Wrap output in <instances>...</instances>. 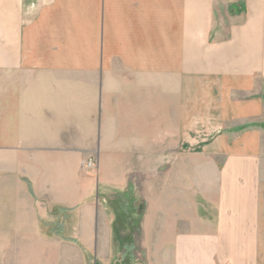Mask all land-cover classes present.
<instances>
[{
	"label": "crops",
	"instance_id": "0c3cea01",
	"mask_svg": "<svg viewBox=\"0 0 264 264\" xmlns=\"http://www.w3.org/2000/svg\"><path fill=\"white\" fill-rule=\"evenodd\" d=\"M176 134L178 156L227 158L197 237L252 240L264 264V0H0V221L22 222L23 175L44 208L84 204L85 158L158 160L165 205Z\"/></svg>",
	"mask_w": 264,
	"mask_h": 264
},
{
	"label": "rangeland",
	"instance_id": "374dc122",
	"mask_svg": "<svg viewBox=\"0 0 264 264\" xmlns=\"http://www.w3.org/2000/svg\"><path fill=\"white\" fill-rule=\"evenodd\" d=\"M197 146L186 144L187 154L178 156L179 135H168L161 165L167 172L165 205L158 160H121L119 174L118 160H97L94 172L80 164L88 198L74 207L40 206L31 175H23L22 182L8 180L22 185L23 220L0 221V264H254L252 240L197 237L207 224H219L227 159L202 153L203 143ZM4 184L0 179V205L7 200L14 210V192ZM165 219L176 237L164 236Z\"/></svg>",
	"mask_w": 264,
	"mask_h": 264
},
{
	"label": "built area",
	"instance_id": "2783aa9c",
	"mask_svg": "<svg viewBox=\"0 0 264 264\" xmlns=\"http://www.w3.org/2000/svg\"><path fill=\"white\" fill-rule=\"evenodd\" d=\"M81 166L87 172H94L97 168V159L85 158L81 161Z\"/></svg>",
	"mask_w": 264,
	"mask_h": 264
}]
</instances>
